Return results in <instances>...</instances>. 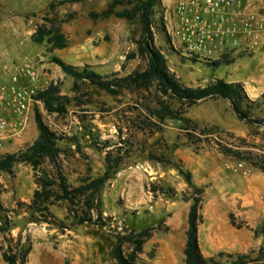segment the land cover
I'll list each match as a JSON object with an SVG mask.
<instances>
[{
  "label": "rangeland",
  "instance_id": "obj_1",
  "mask_svg": "<svg viewBox=\"0 0 264 264\" xmlns=\"http://www.w3.org/2000/svg\"><path fill=\"white\" fill-rule=\"evenodd\" d=\"M58 1L0 0V83H8L17 69L29 68L36 75L34 93L52 81L58 83L60 94L70 99L63 115L49 114L41 103L34 104L31 122L20 137L2 146L0 157L19 151L36 138L34 109L51 131L78 140L81 154H72L74 147L67 141L62 143V147L70 148L71 155H62L60 159L71 186L86 175L102 174L104 153L95 147V142L111 140L119 144L127 140L132 142L133 151L107 177L96 195L106 222L103 228L75 224L63 204L50 206L49 210L65 226H70L68 229L41 222L39 215L33 219L31 211L19 205V202L28 204L35 189L31 168L15 164L14 177L0 172V201L12 224L6 241L0 236V247L5 249L7 243L13 244L10 238H20L25 247H30L26 264H114L112 230L126 228L137 232L153 228L138 255L139 262L182 264L190 201H182L181 193L188 196L190 191L176 169L178 165L191 174L194 185L204 189L202 220L197 231L201 250L207 253L217 246L210 257L220 252L245 254L251 260L248 264H264V235H253V230L264 226V171L256 166L264 162V100L260 97L264 92V49L254 53L233 52L228 55L233 62L217 68L183 57L175 51L166 33L173 23L176 0H161L159 14L165 34L156 32L154 43L164 54L170 71L189 87H202L216 79L240 83L248 100L255 102L250 117L262 123L238 120L226 100L205 99L186 109L185 117L195 124L194 129L166 119L161 131L150 133L140 129L139 121L145 111L139 102L144 98L153 106L152 89L125 90L111 96L77 81L78 90L73 91L74 80L52 62L55 57L80 69L88 66L100 74L117 72L124 76L140 71L145 66L142 59H125L135 52L131 38L138 35L136 23L88 18L90 11L103 10L110 0H85L49 9L50 4ZM248 2L252 10L264 15V0ZM39 26L59 28L67 38V47L47 53L45 40L33 43L30 36ZM74 97L83 103L75 104ZM147 153L163 157L169 163L151 161ZM43 167L49 170L48 164ZM153 186L172 188L175 194L152 193ZM231 214L240 229L230 225ZM231 238L237 240L236 245L244 242L243 249L231 251ZM124 251H129L127 246ZM217 260L223 264L231 262L225 256ZM0 264H5L1 251Z\"/></svg>",
  "mask_w": 264,
  "mask_h": 264
},
{
  "label": "trees",
  "instance_id": "obj_2",
  "mask_svg": "<svg viewBox=\"0 0 264 264\" xmlns=\"http://www.w3.org/2000/svg\"><path fill=\"white\" fill-rule=\"evenodd\" d=\"M85 0H60L56 4H50L49 9L53 10L57 5L65 3H79ZM161 0H110L105 8L99 12L90 11L87 16L92 21H103L110 18L135 22L138 35L131 40L135 45V52L127 55L125 59L135 57L142 59L145 66L142 70L120 76L117 72L100 74L92 68L85 66L78 68L62 62L53 57L52 62L59 67L61 72L74 80L72 89L78 90L77 81H83L90 86L102 90L111 96H118L125 90H144L150 94L151 103L143 98L139 107L145 111L143 119L139 121L140 129H147L150 133L161 131V125L166 120H173L183 127H195L192 121L185 117L186 109L205 99H222L228 101L235 117L248 124H261L262 120L250 117V111L255 107V102L248 100L243 87L238 82H225L216 79L202 87H189L182 84L173 72L167 67L166 58L162 51L155 45V34H165L162 15L159 14ZM157 14H159L157 16ZM70 17V16H68ZM35 44L46 41V52L62 50L67 47V38L60 32L59 28L52 26L49 29L39 26L30 36ZM232 58L224 55L209 65L217 68L221 65H229ZM124 68V65L121 66ZM264 100V92L260 95ZM34 100L39 101L44 110L49 114L63 115L67 113L66 105L70 99L60 94L57 82H49L43 89L34 94ZM75 104L81 105L79 97H74ZM143 103V104H142ZM34 124L37 130L36 138L28 145L14 153H7L0 157V172L14 177V165L25 164L32 170L35 189L32 192L31 200L25 205L31 211V217L36 219L39 215L41 222L53 223L58 229H68L63 222L56 219L50 212L49 207L65 205L67 215L74 218L75 224L95 225L99 228L106 227V222L100 210V203L96 198L97 193L103 187L107 177L113 174L122 161L133 151V144L127 140L115 144L111 140L95 142V147L104 153L103 172L94 177L86 175L79 180L76 186H71L62 170L61 157L68 154L70 148L62 147V143L69 142L74 147V152L81 154L79 143L74 136L59 135L51 131L43 122L41 114L34 109ZM186 128V129H187ZM228 150H221L226 153ZM147 158L159 163H169V160L147 153ZM46 163L49 170L43 167ZM178 173L182 175L190 193H181L184 202L190 201L186 218L185 242L183 248L182 264H223L217 258L227 257L231 259L228 264H248V256L245 254H224L218 253L215 257H203L198 245V225L202 220L200 214L203 187L193 184L191 174L175 165ZM264 171V162L256 165ZM152 193L159 191L161 195H174L172 188L162 189L153 186ZM229 222L232 227L240 229V225L234 224L233 215H229ZM11 217L0 201V236L6 241L11 227ZM153 228H146L134 231L126 228L117 231L112 230L114 246L112 257L114 264H141L138 255L142 252L143 244L151 237ZM253 235H264V226L253 230ZM13 244L7 243L5 249L0 247L1 258L5 264H26V258L30 252L29 246H24L20 238H10ZM129 251L125 253L124 247Z\"/></svg>",
  "mask_w": 264,
  "mask_h": 264
},
{
  "label": "built area",
  "instance_id": "obj_3",
  "mask_svg": "<svg viewBox=\"0 0 264 264\" xmlns=\"http://www.w3.org/2000/svg\"><path fill=\"white\" fill-rule=\"evenodd\" d=\"M248 1L176 0L173 23L166 28L171 45L181 56L207 63L264 49V15ZM36 82L33 71L19 68L8 83H0V149L25 131L34 104L40 103L34 100Z\"/></svg>",
  "mask_w": 264,
  "mask_h": 264
},
{
  "label": "crops",
  "instance_id": "obj_4",
  "mask_svg": "<svg viewBox=\"0 0 264 264\" xmlns=\"http://www.w3.org/2000/svg\"><path fill=\"white\" fill-rule=\"evenodd\" d=\"M31 116H32V114H31ZM31 116L29 117L28 122L31 120ZM27 125H28V123H27ZM231 236L232 237L234 236V233L232 231H231ZM231 239L233 240L232 243H231V251H239V250L243 249V247L245 246V243L244 242H241L240 241L239 244L236 245L235 243H236L237 240L235 238H231ZM198 245H199V243H198ZM224 247L229 248L230 246H224ZM199 249H200V252H201V254H202L203 257H210L217 250V246H212L211 247V250H209V252H207V253L206 252H203L201 250L200 245H199Z\"/></svg>",
  "mask_w": 264,
  "mask_h": 264
}]
</instances>
